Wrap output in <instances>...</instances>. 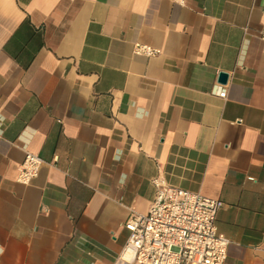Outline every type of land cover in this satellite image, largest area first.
<instances>
[{"label":"crops","instance_id":"crops-1","mask_svg":"<svg viewBox=\"0 0 264 264\" xmlns=\"http://www.w3.org/2000/svg\"><path fill=\"white\" fill-rule=\"evenodd\" d=\"M262 29L264 0H0V264H117L155 177L264 264Z\"/></svg>","mask_w":264,"mask_h":264},{"label":"built area","instance_id":"built-area-1","mask_svg":"<svg viewBox=\"0 0 264 264\" xmlns=\"http://www.w3.org/2000/svg\"><path fill=\"white\" fill-rule=\"evenodd\" d=\"M171 1L181 5L185 0ZM259 39L264 41V29ZM133 53L149 58L159 51L136 43ZM225 94L218 91L220 97ZM2 127L0 119V143ZM43 163L38 156L27 154L17 183L29 185ZM152 184L155 195L148 212L131 213L124 223L128 237L117 264H224L230 242L218 234L215 224L223 203L172 187L162 177H155Z\"/></svg>","mask_w":264,"mask_h":264},{"label":"water","instance_id":"water-1","mask_svg":"<svg viewBox=\"0 0 264 264\" xmlns=\"http://www.w3.org/2000/svg\"><path fill=\"white\" fill-rule=\"evenodd\" d=\"M227 80H228V74L227 73L220 72L218 74V83L219 84L224 85L227 83Z\"/></svg>","mask_w":264,"mask_h":264}]
</instances>
